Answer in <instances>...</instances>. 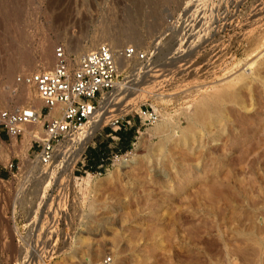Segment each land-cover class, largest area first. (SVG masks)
<instances>
[{
  "label": "rangeland",
  "instance_id": "obj_1",
  "mask_svg": "<svg viewBox=\"0 0 264 264\" xmlns=\"http://www.w3.org/2000/svg\"><path fill=\"white\" fill-rule=\"evenodd\" d=\"M1 1L0 108H39L35 87L13 84L12 76L50 69L58 44L77 60L73 41L89 43L105 14L131 17L140 39L130 45L146 56L126 57L127 69L118 74V104L139 100L118 115L131 117L138 131L129 157L107 172L94 175L82 162L102 139L98 132H116L109 120L71 171L64 157L78 144L64 157L56 146L45 171L29 169L38 146L24 130L0 139V264H81L108 252L116 264H264V0ZM10 7L19 14L13 21L19 42L4 32ZM42 40L52 45L49 66L40 62ZM122 46L114 49L124 52ZM21 50L33 63L19 61ZM12 54L17 59H4ZM13 62L14 74L6 73L2 68ZM9 81L33 99L1 100ZM207 96L222 98L219 113L183 131ZM118 104L107 111L115 113ZM139 105L154 107L159 119L141 124ZM31 128L42 136L40 123ZM126 149L114 139L104 157Z\"/></svg>",
  "mask_w": 264,
  "mask_h": 264
},
{
  "label": "built area",
  "instance_id": "obj_2",
  "mask_svg": "<svg viewBox=\"0 0 264 264\" xmlns=\"http://www.w3.org/2000/svg\"><path fill=\"white\" fill-rule=\"evenodd\" d=\"M53 53L54 59L50 69L22 72L15 76L16 82L35 87L41 102L39 108L33 104L0 108V138L19 136L23 133L25 125L41 122L42 136L37 137L34 133L32 140L36 141L38 146L36 159L43 165L51 162L61 139L82 135L99 99L113 89L118 76L116 52L108 43H101L86 51L75 63H70V56L62 44L56 45ZM124 54H135L140 60L146 56L145 52H138L137 48L131 45L125 47ZM134 113L145 126L159 119L158 111L151 105H139ZM126 115L110 118V128L113 131L129 129L133 121ZM130 151L126 149L120 153L111 152L101 158L95 166L88 162H82V165L94 175H100L107 172L116 162L129 157ZM13 166L12 161L6 164L9 170ZM81 264L116 263L113 254L108 252Z\"/></svg>",
  "mask_w": 264,
  "mask_h": 264
},
{
  "label": "bare ground",
  "instance_id": "obj_3",
  "mask_svg": "<svg viewBox=\"0 0 264 264\" xmlns=\"http://www.w3.org/2000/svg\"><path fill=\"white\" fill-rule=\"evenodd\" d=\"M4 1H6V0H4ZM0 5H1V3H0ZM7 10H9V12L4 10L8 14V15L6 14L8 18H7V20H5L7 24L4 23V24L7 25V29H5L6 28L5 27L4 28V32L6 30V34L9 35L12 38V40L16 39V41L19 42V39H21L20 38L21 36H20V33L18 32L17 26H15V24H14V22L18 23V21H16V20L14 21V19L16 17H19V14L17 13L16 9H14V7H10V9H7ZM98 13H100V12H98ZM3 18H5V17L3 16ZM16 19L19 20L18 18H16ZM117 19L118 18L115 16V14H109V15L105 14V15L102 16L99 26L96 25L97 28L95 27L96 30H95L93 36L88 39L89 43L82 42V41H79V40L73 41V43H72L73 45L72 46H73V50L76 52V54H78L77 58H79V56H81L83 53H85L83 51H88L90 49H93V48L97 47L101 43H109V45L111 44L113 46V48H118V47L122 46V44L130 46V44L135 43V40H139L140 39V35L137 32L138 28H137L136 24L131 20V17L125 16L122 21H117ZM0 20H2V19H0ZM111 21H114L115 23H113L112 26H109L108 23H110ZM42 41L43 42L40 45L41 46V48H40V55H41L40 62L42 64H45V65L49 66L50 65V61H51V56H52V45H51V43L47 42V40L46 41L42 40ZM12 45H13V42H9V46H10L9 48H12L13 47ZM125 45H123L122 47H124ZM13 50H15V49H13ZM18 51H19V49H18ZM21 51L19 53L16 51V53H18L19 61H21L22 64L24 63L25 66H26L27 64H30L33 59L32 58H31L32 60L30 59V55L28 53H26L25 51H22V52ZM263 51H260L259 53L261 54ZM115 52H116L115 55H116V60H117V74H120V73L124 72L125 69H127V64H128V62H130V60H128L126 57H131L132 55H135V54H132L130 56H126L124 54V52L122 51V49H120L119 51L115 50ZM14 55L13 54H12V56L11 55H9V56H5L4 55L5 56L4 59H6V60L14 59L15 60L17 58ZM53 59H54V53H53ZM76 61L77 60H73V59L70 58V63H75ZM1 63H3V62H1ZM32 63H33V61H32ZM14 65H15V62L8 63L2 69L6 73L12 74L14 72L13 69L15 70V66ZM0 71H1V68H0ZM18 71H17V73H18ZM23 71L25 72V70H23ZM13 77L15 78L14 75L12 76V78ZM13 81H11V82H13V84H14L16 81L14 79H13ZM11 82L9 81V83H8L9 84V88L5 91V93L2 94L1 100L4 99L5 97H8V96H12L14 99L16 98V100H15L16 102L17 101H19V102H27V101L33 99V98L31 99L32 96H31V93L29 92V89L21 88L20 90H17L16 87L11 86V85H13V84H11ZM120 83H122V80H121V82L118 81V76H117L116 83H115L113 89L110 90L109 92H107V94H104L103 98L101 100L99 99L100 100V106H98L99 108H95V110L93 111V114H92V116H91V118L89 120V124L87 125L86 130L82 133V135H80V136H69V138H67V140L65 142H61V143H59L57 145L58 146L57 150H56L57 152H55V154L64 157L63 153L65 151L64 150L65 148H67L68 146H71V145L73 146V144H78L79 148H77V150L74 152V154L72 153L73 154L72 156L69 153L70 157H64L65 158V160H64L65 165L70 164L69 168H67V169H70V171L72 170L74 162L78 159L81 151L84 149V146L87 143L88 139L91 137V135H93V133L98 128H100L106 121H108L110 118H112L114 116H117L118 114H123V113L125 114L128 110L133 108L139 102V100L137 99V100H134L133 102L131 101V103H127V104L124 103V104H120L119 105L118 104L119 102H117V101L120 98L119 95H121V93H122V91H121L122 85ZM218 94H220V93H218ZM222 95H224V94H222ZM208 96L205 97V98H202L201 100L196 102V104L194 105L195 106L194 109L187 116L188 119H189V123L187 124V126H185L183 128V131L187 132L186 130H188L190 127H194V126H191V125H193V124H191V122H194V121H197V120H203L204 116L206 115L205 116V118H206L207 115H210V112L212 113V111L215 112L217 110V112H218L219 103H220V100L222 98H220V97L219 98H212V97L208 98ZM114 104H118L119 105L118 109L115 111V113H111L110 110L107 111L108 108H110ZM35 107L38 108L37 105ZM216 117H219V116H216ZM209 119H210V117H209ZM216 120H218V119H216ZM39 123H40V126H41V122L40 121H39ZM39 123H33V124L25 125V127H24V137L27 138V139H30V138H32L34 133H35L36 136L39 135V133H37V131H35L34 128H31L34 125H37V127H38ZM185 132H183V133H185ZM36 161H37V163H35V164L32 163L30 165V168H29V164H27V162H25V167H28L29 169H31L33 167L37 168V169H42V170L47 169L46 168L47 165L45 166V165L41 164L38 161V159H36ZM127 162H128V160H126V163ZM70 177H71V175H70Z\"/></svg>",
  "mask_w": 264,
  "mask_h": 264
},
{
  "label": "crops",
  "instance_id": "obj_4",
  "mask_svg": "<svg viewBox=\"0 0 264 264\" xmlns=\"http://www.w3.org/2000/svg\"><path fill=\"white\" fill-rule=\"evenodd\" d=\"M136 129L137 127L135 126L134 120L133 125L129 129H121L120 132L113 133L108 127L104 128L103 133L98 132L100 137L102 136V139H98V144H96V146H90L91 148H89L88 153L85 154L86 162L93 166L97 165L101 158H104V155L108 153L107 149L110 147L111 142L114 141V139H119V144L122 149L128 148L132 142V138L135 136L133 132L136 131ZM0 139L3 140V137L1 136Z\"/></svg>",
  "mask_w": 264,
  "mask_h": 264
},
{
  "label": "trees",
  "instance_id": "obj_5",
  "mask_svg": "<svg viewBox=\"0 0 264 264\" xmlns=\"http://www.w3.org/2000/svg\"><path fill=\"white\" fill-rule=\"evenodd\" d=\"M116 132H120V130H116Z\"/></svg>",
  "mask_w": 264,
  "mask_h": 264
}]
</instances>
